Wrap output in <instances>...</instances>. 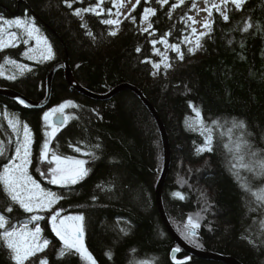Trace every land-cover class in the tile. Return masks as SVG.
Wrapping results in <instances>:
<instances>
[{
    "label": "trees",
    "instance_id": "16d2710c",
    "mask_svg": "<svg viewBox=\"0 0 264 264\" xmlns=\"http://www.w3.org/2000/svg\"><path fill=\"white\" fill-rule=\"evenodd\" d=\"M94 2H77L70 9L63 0H0V16L34 17L55 53L54 59L37 63L21 55L26 47L23 44L0 51V62L9 56L33 69L24 76L18 75L16 80L6 78L11 74L8 69V74L0 76V87L15 89L33 100L43 99L48 70L66 58L76 80L94 93L105 94L123 83L136 86L157 110L169 138L171 161L163 201L175 230L180 234L178 226L182 230L189 215L200 213L199 248L235 257L243 264H264L259 224L264 218V209L256 203L249 204L253 197L239 187L229 170L230 157L223 144L227 142L226 128L230 124L224 129H215V151L201 154H197L196 148L203 137L185 124L186 118L195 115L191 102L201 110L206 121L219 119L224 123L233 118L245 121L255 146L264 148V0H247L239 11L229 5L228 21L213 10L212 31L202 40V49L190 54L188 45L181 43L183 60L166 45L158 43L156 47L166 52L171 67L165 70L161 63L156 75L152 74V62H161V57L154 52L150 41L171 32L167 37L169 44L181 42L188 32L186 20L192 9L191 0L177 8L171 19L166 13L176 0H170L163 8L153 2L151 6L157 8V15L152 17L155 36L139 31L140 16L147 6L144 0L131 13L136 23L121 19L116 36H110L109 31L117 26L101 22L113 16L86 13L81 19L72 14L76 7H87ZM104 7L112 5L106 0ZM182 15L184 20L180 18ZM249 20L253 28L242 31ZM88 31L93 36L87 35ZM137 47L140 52L136 51ZM146 58L149 62H145ZM65 100L78 105L65 111L75 119L58 133L53 146L58 143L60 152L89 159L75 153L68 146L71 143L85 152L95 150L98 158L86 165L90 168L89 175L70 187L50 185L37 172L36 178L42 180V186L64 196L56 207L63 208L66 214H84L85 244L96 264H140L141 261L175 264L171 251L177 245L166 230L155 202V185L163 166L161 136L152 114L134 92L125 89L110 99L96 100L72 89L60 69L54 76L46 107L28 109L0 96V114L7 109L29 124L34 135L35 171L44 139L43 113ZM0 130L4 140L8 135L12 137L2 115ZM96 144L101 147L93 149L91 146ZM3 162L4 158L0 157V163ZM241 175L249 174L242 172ZM254 183L259 185L261 181L257 179ZM176 192L185 198L174 196ZM8 203L6 194L0 190V210ZM206 206L207 210L202 212ZM7 215L16 224L29 214L14 206L13 212ZM47 218L40 224L50 245L38 255L46 256L48 264H84L75 254L58 257L61 242ZM244 236H254L255 244ZM187 256L180 251L176 259L184 260ZM0 264H13L9 252L2 246ZM184 264L224 263L190 256Z\"/></svg>",
    "mask_w": 264,
    "mask_h": 264
},
{
    "label": "snow or ice",
    "instance_id": "6c2138e0",
    "mask_svg": "<svg viewBox=\"0 0 264 264\" xmlns=\"http://www.w3.org/2000/svg\"><path fill=\"white\" fill-rule=\"evenodd\" d=\"M83 4L84 0H63V3L72 8L74 3ZM112 7L107 9L104 7L106 0H95L87 7H76L73 10V15L83 19V14L92 13L98 17L107 13L109 17L113 15L114 18H106L101 22L109 26H117L109 31L110 36H116L118 33V26L122 24L119 18L122 15L120 9L124 7V0H107ZM131 3V0H127ZM163 8L169 5L170 0H144L147 5L143 8L140 16L139 31L142 33H149L155 36V29L153 28L152 17L157 15V8L151 6L152 3ZM247 0H204L206 7L201 11H205L207 16L203 22V31L197 32V28L192 26L196 21L192 16H187L186 24L188 32L183 35L182 41L169 44L167 37L171 32H166L160 36L159 40L153 38L150 42L153 45L154 52L161 57V62H152L154 69L153 75L161 69V63L165 70L171 67L168 63V56L166 52H161L156 45L164 44L177 54L179 60L184 59V52L181 48V43L188 45L187 51L194 54L198 49H202V40L210 35L213 27V10L220 15L224 21H228L229 5L234 6L235 10L239 11L243 8ZM141 3V0H135L131 9L124 16L125 19H130L132 23H136V17L131 15L136 6ZM186 0H176L171 3L166 15L169 19L172 18L173 12L185 5ZM191 7L197 8L196 0H191ZM113 8L116 11L113 13ZM186 15V14H185ZM181 20L185 16L180 17ZM191 23H188V22ZM146 25V26H144ZM82 27H87L82 24ZM253 28V24L246 21L242 31L248 32ZM15 29V30H13ZM151 30V31H150ZM257 31H261L257 27ZM87 35L93 36L91 31ZM191 37H195L193 41ZM34 41V44L30 42ZM20 44L27 46L22 56L29 61L43 63L54 59L55 53L52 44L48 38L42 33L40 27L36 24L34 17H15L6 19L0 16V51L9 48H16ZM137 52L141 49L137 47ZM145 62H149L146 58ZM11 66V74L7 75V79L16 80L18 75L24 76L26 73L33 71L32 67L27 63L19 62L17 59L9 56L3 57V62H0V76H4L6 66ZM21 105L28 106L24 99L16 98ZM69 107H78L73 101L65 100L59 105L50 108L43 113L44 121V139L40 146L38 156L36 158L35 171L43 180H47L50 185H57L61 188L70 187L78 184L85 177L89 175L90 168L86 167L90 162L98 157L95 150L85 152L80 146L69 144L75 153H82L89 159H81L75 155H66L59 151V144L53 146L58 133L64 129L69 121L75 119L73 115L66 114L65 110ZM194 112V117L186 118L185 124L190 131L199 132L203 137V142L197 146V154L215 151V129H224L226 125L227 142L223 144L227 155L230 157L229 170L236 178L239 187L248 195L253 197L249 204L256 203L261 209H264V148L256 147L253 143V134L248 131V126L243 120H236L221 123L219 119L206 121L199 108L191 105ZM2 115L6 121L8 128L14 139L9 137L8 142L0 140V157L4 158L3 163H0V190L6 194L9 203L6 208L0 210V246L4 247L8 252L13 264H48V258L38 254L44 253L50 245V241L43 236V229L40 225L41 221L45 220V215L42 213H50L48 216V223H50L51 230L61 242V247L57 250L59 258H64L67 255H78L84 264H96V260L92 252L85 244V216L83 213L66 214L63 208L56 207L59 202L64 199V196L53 191L50 188L42 186V180L35 178L30 168L33 166V149L34 135L32 129L26 121H22L15 113H9L7 109L3 111ZM93 149H99L100 144L91 146ZM11 148V154L9 149ZM246 172L249 175L242 176L241 173ZM259 179L261 183L256 185L255 180ZM186 182V181H185ZM100 187V185H98ZM174 196L184 199L181 192L173 193ZM202 197L204 194H201ZM96 197H93L95 200ZM14 206H18L25 213L29 214L22 222L16 224L11 223L7 213H12ZM207 206L201 211H206ZM255 211L256 209H250ZM201 215L196 213L189 215L186 222L178 226L180 235L190 243L197 242V229L201 227ZM261 242L264 243V218L259 220ZM244 239L249 243L255 244V237L244 236ZM179 246L173 248V252H179ZM111 258V253L108 254ZM175 264H184V260L189 259L185 257L184 260H178L175 256L172 257ZM140 264H149L148 261H141Z\"/></svg>",
    "mask_w": 264,
    "mask_h": 264
},
{
    "label": "water",
    "instance_id": "95a60500",
    "mask_svg": "<svg viewBox=\"0 0 264 264\" xmlns=\"http://www.w3.org/2000/svg\"><path fill=\"white\" fill-rule=\"evenodd\" d=\"M63 70V75L66 83L74 90L79 92L80 94H83L85 96H88L90 98L96 99V100H106L110 99L115 94L119 93L122 90L129 89L132 92H134L140 100L143 102V104L148 108L150 113L152 114L153 118L156 121L157 127L160 132L161 141H162V147H163V166L160 173V176L157 180V183L155 185V202L157 205V209L159 212V215L161 217V220L170 234V236L175 241L176 245L180 247V251H184L188 254V258L190 256H194L203 260H211V261H217L222 262L224 264H243L235 257L229 256V255H223L214 251L205 250L202 248H199L195 245H192L191 243L187 242L173 227L171 224V221L169 220V217L167 215V212L165 210L164 201H163V188L165 184V180L169 171L170 167V161H171V148H170V142L167 135V131L165 128V125L163 123V120L161 119L160 115L158 114L155 107L152 105V103L147 99V97L143 94V92L138 89L136 86L123 83L120 84L114 88H112L109 92L105 94H97L80 84L71 69V66L69 65L67 58L64 61H60L56 64H54L47 72L46 74V93L45 97L40 100H33L24 94L18 92L15 89L8 88V87H0V96L5 97L9 100H12L16 103H19L16 99L17 97L24 99L26 101V104L28 106V109H42L46 107L49 103L50 96H51V88L52 83L55 74L60 70ZM20 104V103H19ZM173 250V249H172ZM179 251V252H180ZM179 252H173L171 251V257L178 255ZM188 260V259H187Z\"/></svg>",
    "mask_w": 264,
    "mask_h": 264
},
{
    "label": "rangeland",
    "instance_id": "374dc122",
    "mask_svg": "<svg viewBox=\"0 0 264 264\" xmlns=\"http://www.w3.org/2000/svg\"><path fill=\"white\" fill-rule=\"evenodd\" d=\"M217 2H218V0H217ZM196 3H197V8H195V9H191V11L189 12V16H192L193 18H194V20L196 21V23H194V27H196L197 28V32L199 33L200 31H203L204 29H203V27H202V25H203V22H204V19H205V17L207 16V13L205 12V11H201L202 9H204L205 7H206V5H205V3H204V0H196ZM132 4H135V0H131V3H128L127 2V0H124V7H122L121 9H120V11L122 12V15H121V17H119L120 19H123L124 18V16L128 13V11L131 9V6H132ZM114 9V11H113V13L116 11V9L115 8H113ZM112 18H116L114 15H113V17ZM144 26H146V25H144ZM13 30H15V29H13ZM192 38H195V37H192ZM31 44H34L35 42L34 41H31L30 42ZM20 45H22V44H20ZM27 47V46H26ZM25 47V48H26ZM20 62V61H19ZM23 63V62H22ZM10 68H7L6 67V72H5V74H8V69H11V66L10 65H8ZM59 105V104H58ZM57 106V105H56ZM53 107H55V106H53ZM50 108H52V107H50ZM49 108V109H50ZM48 109V110H49ZM48 110H46V111H48ZM66 111V110H65ZM5 122H6V124H7V121H6V119H5ZM8 130L11 132V129L10 128H8ZM12 134V133H11ZM2 135V132H1V130H0V140H4L3 139V137L1 136ZM8 137H11V136H9L8 135ZM7 137V138H8ZM6 138V140H4L5 141V143H7L8 142V139ZM12 139H14V136H13V134H12V137H11ZM33 165H34V162H33ZM30 171L33 173V175L35 176V172L36 171H34L33 170V166L30 168ZM35 178H36V176H35ZM43 215L44 214H46V213H42ZM49 215H50V213H49ZM49 215H45V217H48ZM74 215V214H73ZM41 225V224H40Z\"/></svg>",
    "mask_w": 264,
    "mask_h": 264
}]
</instances>
